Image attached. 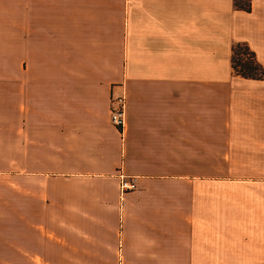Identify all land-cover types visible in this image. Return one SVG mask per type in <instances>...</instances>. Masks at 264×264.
Here are the masks:
<instances>
[{"label": "crops", "instance_id": "crops-1", "mask_svg": "<svg viewBox=\"0 0 264 264\" xmlns=\"http://www.w3.org/2000/svg\"><path fill=\"white\" fill-rule=\"evenodd\" d=\"M245 2L0 0L1 264H264V0ZM238 42L262 78L232 72Z\"/></svg>", "mask_w": 264, "mask_h": 264}, {"label": "trees", "instance_id": "trees-1", "mask_svg": "<svg viewBox=\"0 0 264 264\" xmlns=\"http://www.w3.org/2000/svg\"><path fill=\"white\" fill-rule=\"evenodd\" d=\"M233 3L238 8L249 10L247 2L240 3V0H233ZM230 68L235 75L249 79H260L263 76L261 66L243 42H238L231 46Z\"/></svg>", "mask_w": 264, "mask_h": 264}, {"label": "built area", "instance_id": "built-area-1", "mask_svg": "<svg viewBox=\"0 0 264 264\" xmlns=\"http://www.w3.org/2000/svg\"><path fill=\"white\" fill-rule=\"evenodd\" d=\"M114 105L109 111L108 120L109 123L117 128L122 124V111H123V98L121 96L114 99ZM119 180H117V188L119 194H124L127 191H131L135 188L134 178L125 177L123 174H118Z\"/></svg>", "mask_w": 264, "mask_h": 264}, {"label": "rangeland", "instance_id": "rangeland-1", "mask_svg": "<svg viewBox=\"0 0 264 264\" xmlns=\"http://www.w3.org/2000/svg\"><path fill=\"white\" fill-rule=\"evenodd\" d=\"M0 229H2L3 231H5V229H6V222H3L2 220L0 221ZM0 235L5 236V233L3 234L2 232H0ZM0 255L1 256L4 255V253L1 250H0Z\"/></svg>", "mask_w": 264, "mask_h": 264}]
</instances>
